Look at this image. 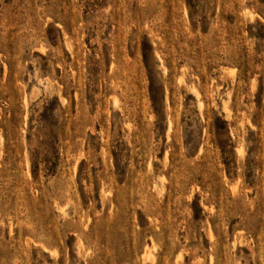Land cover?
Listing matches in <instances>:
<instances>
[{"label": "rangeland", "instance_id": "374dc122", "mask_svg": "<svg viewBox=\"0 0 264 264\" xmlns=\"http://www.w3.org/2000/svg\"><path fill=\"white\" fill-rule=\"evenodd\" d=\"M0 264H264V0H0Z\"/></svg>", "mask_w": 264, "mask_h": 264}]
</instances>
